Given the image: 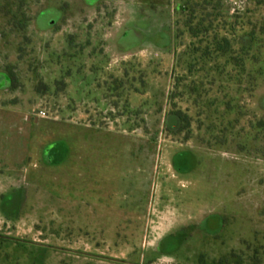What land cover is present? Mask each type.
I'll use <instances>...</instances> for the list:
<instances>
[{
	"label": "rangeland",
	"instance_id": "obj_1",
	"mask_svg": "<svg viewBox=\"0 0 264 264\" xmlns=\"http://www.w3.org/2000/svg\"><path fill=\"white\" fill-rule=\"evenodd\" d=\"M183 6L220 35L264 21V0H0V264L264 260V79L204 55Z\"/></svg>",
	"mask_w": 264,
	"mask_h": 264
},
{
	"label": "trees",
	"instance_id": "obj_2",
	"mask_svg": "<svg viewBox=\"0 0 264 264\" xmlns=\"http://www.w3.org/2000/svg\"><path fill=\"white\" fill-rule=\"evenodd\" d=\"M180 19H183V25L185 29L194 37L198 38L202 35H207V46L205 48L204 55H209L211 58L213 54L216 57H228L227 63H232L238 69L236 72L237 77H240L239 83H243V78L247 76L249 78L248 85L251 87L250 90H254L260 79H264V21L258 27L256 24L250 30L245 31L239 38L235 37L236 30L238 27H241L242 30L245 24H252L250 22V18L247 23H245L246 16L241 12V10H237L233 18L234 20H227V16H223L224 18V26H230L231 32L230 36L228 34L220 35L219 28L216 29L214 25L215 19H218V14L212 18V14L209 12L208 16L211 18H206L203 15L196 16L194 14L195 9L189 8L188 6H183L181 9ZM210 21L208 24L205 23V20ZM197 20L195 23L194 21ZM238 39V40H237ZM235 42L239 43V48H235ZM9 73V78L12 87L17 86V77L12 72ZM240 74V75H239ZM179 120L185 125L181 128V130H185L189 128V118L188 115L182 111H178L175 113ZM258 128L264 127V120H258ZM249 258V259H248ZM202 264H264L263 256L256 251L252 254V256L248 257L245 252H233L229 255H224L211 263H207L204 257H201Z\"/></svg>",
	"mask_w": 264,
	"mask_h": 264
},
{
	"label": "crops",
	"instance_id": "obj_3",
	"mask_svg": "<svg viewBox=\"0 0 264 264\" xmlns=\"http://www.w3.org/2000/svg\"><path fill=\"white\" fill-rule=\"evenodd\" d=\"M90 1V0H88ZM95 1H99V0H95ZM91 32V31H89ZM101 33V32H100ZM100 37V35H99ZM101 40L97 41V43H100V42H103L104 41V38H100ZM119 41H122V38H119ZM81 43V42H80ZM92 38L91 36L89 37V45H92ZM100 46H97L94 50L92 48V46L89 47V50H88V53H89V57H88V61L89 63L93 66L95 65L94 69L93 67L89 70L90 74H97L99 77L102 76L103 72L104 71H107L106 70V67H104L105 64L107 63H110V60H109V57H110V53L108 52L107 49H104L103 47L99 48ZM85 51L83 50H80L79 51V55H82ZM120 60L121 64H122V61L124 60L123 56H119L117 57L116 59V62H118ZM85 63V62H84ZM103 68H104V71H103ZM79 83L81 82V78L82 76L85 74H82V70H79ZM119 76V75H118ZM99 77H95V80H99ZM120 79V78H119ZM121 80V79H120ZM10 123V122H9ZM92 158H93V155H92ZM90 159H91V156H90Z\"/></svg>",
	"mask_w": 264,
	"mask_h": 264
},
{
	"label": "built area",
	"instance_id": "obj_4",
	"mask_svg": "<svg viewBox=\"0 0 264 264\" xmlns=\"http://www.w3.org/2000/svg\"><path fill=\"white\" fill-rule=\"evenodd\" d=\"M40 115L45 116L46 115L45 111H41Z\"/></svg>",
	"mask_w": 264,
	"mask_h": 264
}]
</instances>
